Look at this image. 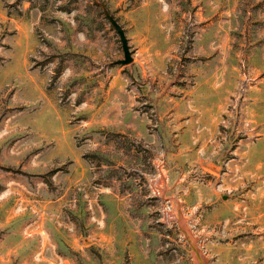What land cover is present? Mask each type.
Wrapping results in <instances>:
<instances>
[{"label": "rangeland", "instance_id": "obj_1", "mask_svg": "<svg viewBox=\"0 0 264 264\" xmlns=\"http://www.w3.org/2000/svg\"><path fill=\"white\" fill-rule=\"evenodd\" d=\"M0 264H264V0H0Z\"/></svg>", "mask_w": 264, "mask_h": 264}, {"label": "water", "instance_id": "obj_2", "mask_svg": "<svg viewBox=\"0 0 264 264\" xmlns=\"http://www.w3.org/2000/svg\"><path fill=\"white\" fill-rule=\"evenodd\" d=\"M104 14L106 18L109 20L110 24L112 27L115 29L116 33L119 35V39L121 42L122 50H123V58L117 60L118 63L121 64H128L130 63L133 58H132V51L129 48V45L127 43V39L124 35V31L122 27L118 24V22L113 18L112 15H110L106 10H104Z\"/></svg>", "mask_w": 264, "mask_h": 264}, {"label": "crops", "instance_id": "obj_3", "mask_svg": "<svg viewBox=\"0 0 264 264\" xmlns=\"http://www.w3.org/2000/svg\"><path fill=\"white\" fill-rule=\"evenodd\" d=\"M157 183H158V181L155 184H157Z\"/></svg>", "mask_w": 264, "mask_h": 264}]
</instances>
